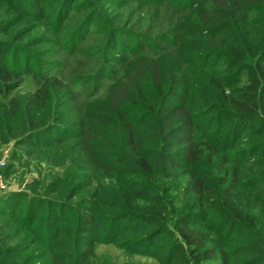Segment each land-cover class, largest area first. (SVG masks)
<instances>
[{
  "label": "trees",
  "instance_id": "16d2710c",
  "mask_svg": "<svg viewBox=\"0 0 264 264\" xmlns=\"http://www.w3.org/2000/svg\"><path fill=\"white\" fill-rule=\"evenodd\" d=\"M201 12L187 56L168 74L134 75L80 130L63 81L0 46V145H30L12 159L37 175L0 193V264H264V0ZM129 35L131 49L141 38ZM26 74L35 89L11 96Z\"/></svg>",
  "mask_w": 264,
  "mask_h": 264
},
{
  "label": "rangeland",
  "instance_id": "374dc122",
  "mask_svg": "<svg viewBox=\"0 0 264 264\" xmlns=\"http://www.w3.org/2000/svg\"><path fill=\"white\" fill-rule=\"evenodd\" d=\"M225 1L29 0L25 3L0 0V46L14 47L13 53L7 52V61H11L14 53L21 62L26 57L33 58L31 62L39 60L42 73L47 72L63 81L65 88L59 96L62 106L73 120L70 126L80 130V124L90 118L96 119L97 114L113 106L117 94L134 75L147 71H153L158 77L161 71L168 74L169 67L178 61V54L185 52L187 56L194 48L193 43L186 40L193 36L192 20L201 18L202 8L213 10ZM179 3L190 6L182 4L187 9H181ZM34 4L40 8L36 9ZM113 29L120 30L121 35L113 37ZM129 34L141 38L139 41L133 39L130 44L136 45L137 52L132 50L134 46L126 48L131 38ZM118 37L121 49L114 51L112 48ZM180 38L184 41L178 40ZM153 47H157L158 53ZM104 76L106 78L102 79ZM94 84L97 88L91 94ZM35 87V82L26 74L10 95L27 98ZM66 140L71 144L77 138L69 134ZM27 148L31 146L16 147L12 141L0 145V193L27 190V185L35 180L33 165L27 170L22 159H12L16 150L22 154ZM62 153L70 154L69 148ZM10 162L14 167L4 172ZM17 200L20 204L26 202L23 197ZM3 205L0 201V207ZM6 244L12 247L13 241L7 240ZM93 250L98 254L106 252L120 262L124 257L122 251L112 245L96 244ZM134 260L150 262L139 255L134 256Z\"/></svg>",
  "mask_w": 264,
  "mask_h": 264
}]
</instances>
